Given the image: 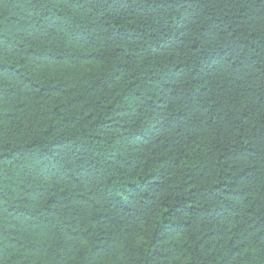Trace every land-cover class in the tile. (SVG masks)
I'll return each mask as SVG.
<instances>
[{
	"label": "trees",
	"instance_id": "1",
	"mask_svg": "<svg viewBox=\"0 0 264 264\" xmlns=\"http://www.w3.org/2000/svg\"><path fill=\"white\" fill-rule=\"evenodd\" d=\"M0 264H264V0H0Z\"/></svg>",
	"mask_w": 264,
	"mask_h": 264
}]
</instances>
